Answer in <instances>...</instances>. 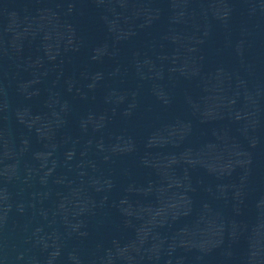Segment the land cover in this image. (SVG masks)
Returning a JSON list of instances; mask_svg holds the SVG:
<instances>
[{
	"label": "water",
	"instance_id": "obj_1",
	"mask_svg": "<svg viewBox=\"0 0 264 264\" xmlns=\"http://www.w3.org/2000/svg\"><path fill=\"white\" fill-rule=\"evenodd\" d=\"M0 264H264V0H0Z\"/></svg>",
	"mask_w": 264,
	"mask_h": 264
}]
</instances>
